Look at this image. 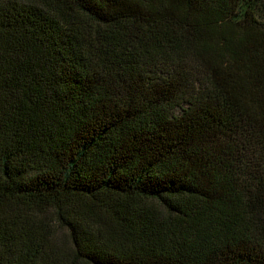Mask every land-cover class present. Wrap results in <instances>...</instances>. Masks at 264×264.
I'll list each match as a JSON object with an SVG mask.
<instances>
[{
    "label": "trees",
    "instance_id": "16d2710c",
    "mask_svg": "<svg viewBox=\"0 0 264 264\" xmlns=\"http://www.w3.org/2000/svg\"><path fill=\"white\" fill-rule=\"evenodd\" d=\"M0 264H264V0H0Z\"/></svg>",
    "mask_w": 264,
    "mask_h": 264
}]
</instances>
